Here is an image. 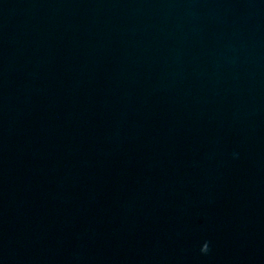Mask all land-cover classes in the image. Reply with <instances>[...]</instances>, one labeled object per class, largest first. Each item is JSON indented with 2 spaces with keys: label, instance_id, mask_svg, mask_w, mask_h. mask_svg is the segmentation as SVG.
<instances>
[{
  "label": "water",
  "instance_id": "obj_1",
  "mask_svg": "<svg viewBox=\"0 0 264 264\" xmlns=\"http://www.w3.org/2000/svg\"><path fill=\"white\" fill-rule=\"evenodd\" d=\"M0 264H264V0H0Z\"/></svg>",
  "mask_w": 264,
  "mask_h": 264
},
{
  "label": "clouds",
  "instance_id": "obj_2",
  "mask_svg": "<svg viewBox=\"0 0 264 264\" xmlns=\"http://www.w3.org/2000/svg\"><path fill=\"white\" fill-rule=\"evenodd\" d=\"M209 251H210L209 243L205 242L203 247L201 248V252L202 254H207Z\"/></svg>",
  "mask_w": 264,
  "mask_h": 264
}]
</instances>
